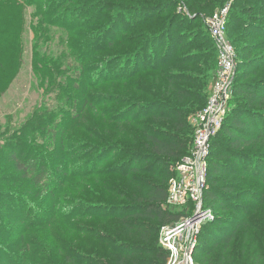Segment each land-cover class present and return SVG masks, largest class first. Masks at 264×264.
<instances>
[{
    "label": "rangeland",
    "instance_id": "rangeland-1",
    "mask_svg": "<svg viewBox=\"0 0 264 264\" xmlns=\"http://www.w3.org/2000/svg\"><path fill=\"white\" fill-rule=\"evenodd\" d=\"M70 1H76L75 6ZM238 1L226 3L229 13ZM143 3L160 7L152 15H140L137 5ZM184 4L182 0H37L30 6H6L15 16L4 22L10 31L0 38V264H95L94 260L112 256L99 237L142 242L119 219L118 209L127 203L125 190L135 188L112 172L123 165L124 151L142 145L141 118L162 111L160 99L164 100L167 84L160 62L167 45H175L176 57L194 58L215 50L204 27L208 17L192 15ZM237 9L246 24L237 30L227 28L237 64L242 61L244 65L237 66L236 77L242 83L264 86V0ZM169 27V37L136 63L135 67L147 69L133 74L131 57L145 39ZM238 37L245 40L235 44ZM242 48L244 57L239 56ZM155 52L159 55L156 62L150 57ZM212 84L208 83L203 95L209 96ZM231 101L232 106L244 99L233 94ZM253 106L264 113V101ZM202 110L190 114L187 121L192 124ZM246 149L248 154L260 155L264 167V144ZM12 152L63 168L67 161L73 170L77 163L90 164L94 157L96 165L90 168L95 175L77 176L73 170L64 175L57 166L53 168V204L42 185L16 170ZM137 162V180L150 179L141 172L151 161L142 157ZM132 167L126 165L124 170ZM224 177L236 186L246 182L240 190L247 189L250 200L235 201L242 214L233 215L237 223L224 228L229 236H215V244L207 243L205 248L212 254L206 257L198 250L195 262L264 264V177L244 178L238 172L224 173ZM91 204L104 206L94 211L108 216L85 218L84 209ZM231 217V212L216 214V219ZM152 224L158 229L156 248H163L161 233L166 226ZM140 255L147 264L155 258L145 251Z\"/></svg>",
    "mask_w": 264,
    "mask_h": 264
},
{
    "label": "trees",
    "instance_id": "trees-1",
    "mask_svg": "<svg viewBox=\"0 0 264 264\" xmlns=\"http://www.w3.org/2000/svg\"><path fill=\"white\" fill-rule=\"evenodd\" d=\"M228 1L182 0L190 13L198 17L203 15L212 16L214 14L211 13L212 11L218 7H223ZM257 1L260 0H239L236 2L229 13L227 28L230 26L232 29L237 30L240 24H246L237 8L248 3L255 4ZM36 2L37 0H0V38L5 36L8 30L10 31L4 22L9 17L15 16V13L7 11L6 6L16 7L20 4L30 6ZM178 2L181 3V1ZM75 4L76 1H70V6H75ZM157 5L160 7V4ZM157 5L143 3L137 6L141 10L140 15L146 13L149 16L157 12L159 8ZM230 19L231 22H234L232 25ZM252 26L256 27L254 24ZM204 27L208 35L207 38L215 50L212 49L208 54L194 58L188 56L176 57L174 56L176 48H172L175 45H167L163 60L160 62L161 73L167 84L166 91L162 95L164 100L160 99L162 111H160V114L141 118L143 121H140L138 127L143 134L144 141L142 145L136 150L124 151L123 165L112 172L116 176L127 179L135 188L125 190L127 193H124L123 196L127 203L118 209L121 211L119 219L123 228L128 232H134L136 236L141 238L142 242H127L110 235L99 237V241L106 245L112 256L108 255V260H94L95 264H147V261L142 259L140 255L144 251L154 255V260L149 262L151 264L168 263L169 255L167 251L162 247L156 248L159 241V238L156 237L158 229L152 222L156 221L161 226H173L183 217L178 209L171 208L167 204L169 181L175 176L176 164L193 150L195 128L187 120L190 114L205 108L209 96L203 94L206 92L210 81L214 84L218 67V52L215 43L205 25ZM170 32L171 27L145 39L139 50L128 61L129 65L132 64L133 66V74L147 69L135 67L136 63L147 52L155 49L160 40L169 37ZM244 40V37H238L234 40V43L237 44ZM215 51L217 52V60L214 58ZM152 54L150 57L156 62L159 55L156 52ZM239 56H245L243 48L239 51ZM238 66L243 67V62H238ZM157 67L153 66L152 69ZM124 77L126 76L122 75L120 78L124 79ZM239 80V77L235 78L232 95H241L244 101H236L232 106V101H230L229 111L222 128L211 141L209 188L205 194L207 206L211 207L216 214L221 210L231 212L232 217L229 219L218 218L203 228L196 252L199 250L206 257L212 254V251L206 252L207 243L214 245L216 242L215 236L223 239L228 237L229 234L224 228L234 226L237 223V219H234L233 215L239 216L242 214V207L236 204L235 201L250 200L251 197L247 189L240 190L246 182H240L236 186L231 181H227L228 179L224 177V173L234 175L238 172L244 178H253L255 175L264 177L263 159L260 155L248 154L246 149L254 147L258 143L264 144V113L253 106L255 102L264 101V86L256 83H242ZM130 118L132 117L130 116ZM51 135L55 137L54 133ZM93 152L89 153V157L92 156ZM10 154L16 170L29 178L35 185H42L43 191L51 194L50 201L54 204L56 192L53 185L55 175L52 170L57 166V170L66 175L68 170H73V168L69 169V166L67 167V161L64 164L66 168H63L61 165L59 167L58 164L47 165L41 160L27 156L24 153L22 155H18L17 152ZM142 157L151 161V165L149 164L148 167H145L147 169L141 172L142 175L150 176V179L140 178L141 180H137L134 173L138 172L137 160ZM91 159L90 164L87 162L77 163L73 173L86 178L94 176L95 172L90 166H95L97 159L94 157ZM154 163L157 165L153 166ZM126 165H133V167L124 170ZM159 166L160 168L156 169ZM85 167H89V170L84 173ZM151 176H154V178L152 179ZM119 183H121L120 179ZM58 185H62V183ZM136 187L139 189H136ZM234 188H239V190L234 191ZM212 197H215L216 201L211 200ZM25 206H29V204L25 203ZM99 206L91 204L87 209H84L87 211L84 217L105 218V216H108V214H100L94 211L96 208L106 209L104 206ZM113 208V206L109 207L111 211L114 210ZM109 214L111 213L109 212ZM69 262L73 263L72 260ZM82 264H86V262L84 261Z\"/></svg>",
    "mask_w": 264,
    "mask_h": 264
},
{
    "label": "built area",
    "instance_id": "built-area-1",
    "mask_svg": "<svg viewBox=\"0 0 264 264\" xmlns=\"http://www.w3.org/2000/svg\"><path fill=\"white\" fill-rule=\"evenodd\" d=\"M230 5L205 19L218 52L215 81L205 108L193 117L194 147L176 164L169 181L167 204L182 213L181 220L163 228L161 244L169 255L168 264H196L194 256L203 228L216 220L207 206L211 141L222 128L229 111L237 72V51L227 37Z\"/></svg>",
    "mask_w": 264,
    "mask_h": 264
}]
</instances>
